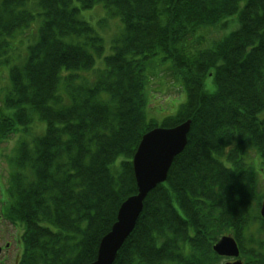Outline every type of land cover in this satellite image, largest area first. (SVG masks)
Wrapping results in <instances>:
<instances>
[{
    "label": "trees",
    "instance_id": "trees-1",
    "mask_svg": "<svg viewBox=\"0 0 264 264\" xmlns=\"http://www.w3.org/2000/svg\"><path fill=\"white\" fill-rule=\"evenodd\" d=\"M101 5L123 23L108 55L83 15ZM232 16L237 31L197 49L200 28ZM30 30L37 35L26 58L11 55L17 33ZM155 64L165 70L148 74ZM5 68L0 145L44 123L4 155L11 173L2 212L21 222L23 264L95 260L120 204L137 192L132 158L157 125L148 86L158 76L186 92L163 125L191 119L188 144L148 195L115 264L219 263L212 246L229 232L246 262L264 263V0H0Z\"/></svg>",
    "mask_w": 264,
    "mask_h": 264
},
{
    "label": "water",
    "instance_id": "water-1",
    "mask_svg": "<svg viewBox=\"0 0 264 264\" xmlns=\"http://www.w3.org/2000/svg\"><path fill=\"white\" fill-rule=\"evenodd\" d=\"M190 123L191 121H187L172 129H155L143 137L134 157L138 194L121 205L117 222L103 239L98 259L93 264H111L115 259L118 250L136 225L146 195L158 183L167 179L174 157L186 146ZM261 214L264 217V202ZM214 249L221 255H239L237 244L230 237H224Z\"/></svg>",
    "mask_w": 264,
    "mask_h": 264
},
{
    "label": "rangeland",
    "instance_id": "rangeland-1",
    "mask_svg": "<svg viewBox=\"0 0 264 264\" xmlns=\"http://www.w3.org/2000/svg\"><path fill=\"white\" fill-rule=\"evenodd\" d=\"M98 9H100L99 6H97L94 10L84 11L83 15L95 25L96 29L101 33V35L106 40L105 55H107L111 52L110 44L112 39L118 36L121 32L120 26L122 27V24L120 20L117 18H114L115 20H112L108 23L107 22L109 20L108 15L105 14V12H103L102 10H98ZM101 19L103 20V23H101ZM224 22L228 23V18L220 23H224ZM220 23L211 26L202 27L197 31L196 33L197 37L199 36L204 37V43L202 46H200V48L210 47L211 44L214 42L215 37L217 38L218 36L223 35L224 33H225L224 35H226V33L228 34L229 29L236 28L235 26L236 24H234L231 20L228 23V26L224 27L225 29H223V25ZM22 35L25 39L23 40L18 39L17 40L18 42H23V41L28 42L35 38V36L33 35H32L33 38L29 37L28 33H24ZM18 46H20L19 50L14 53V56L20 55L21 57L22 54L23 55L27 54L26 44H19ZM97 63H98L97 64L98 68L103 67V63L101 59H98ZM7 69L8 68H5L0 72V92H2V90L8 85V79L6 78ZM164 70H165L164 66H158V64H155L147 70V73L148 74L155 73L153 75H156L160 72H163ZM86 75L90 77L92 73L91 72L86 73ZM150 81H151V86L149 90L151 91L152 94V98H151L152 104H150L149 106L150 113L157 118H161L165 113L167 114L172 113V111L176 110L178 104L183 99V97L182 99H179L180 93L182 92V90H180V87L178 85H174L172 83V80L169 79V77H167L166 79L161 76L151 77ZM207 82H208L207 87L209 88L211 86V79L210 81L208 79ZM161 109L164 112H162ZM159 123H162V121L160 120ZM43 130H44V125L41 123L40 120H37L31 128L30 134L25 133L24 135V133L19 132L17 134L12 135L10 141H6L0 145V219H1V212L3 210L2 209L3 191L5 190L4 188H7L9 186V177L11 173L8 160L6 157H4V155L12 153L17 148L18 143L22 139V137L31 139L32 136H37L41 134ZM2 220L4 219L2 218ZM7 231H8V236L5 238V240L8 239L13 240L14 236H16L17 234L14 227L8 222L0 221V237L2 236V233ZM0 245H3L1 241H0Z\"/></svg>",
    "mask_w": 264,
    "mask_h": 264
},
{
    "label": "bare ground",
    "instance_id": "bare-ground-1",
    "mask_svg": "<svg viewBox=\"0 0 264 264\" xmlns=\"http://www.w3.org/2000/svg\"><path fill=\"white\" fill-rule=\"evenodd\" d=\"M2 218H3L4 220H2ZM0 221H5V222L10 223V224L14 227L15 231L17 232V235H23V229H22V226L19 225V224H21L20 221H18L19 224L13 223V222L10 220V218H9L5 213H3V212H1V219H0ZM107 235H108V232H107L106 234H104V235L101 236L100 243H99V246H98V249H97V255H96V258H95L94 261H92V262L89 263V264H93L94 262L97 261V259H98V254H99V251H100L101 243H102L103 239H104ZM7 236H8V231L2 233V236L0 237V241L2 242L3 245H0V250H1V249H6V244H7V245H11V244H13V242H14V240H15V236H14L13 240H11V239L5 240V238H6ZM17 244H18L19 246H21V249H24V244H23L21 241L18 242ZM118 253H119V252H117L116 257H115V259L112 261L111 264H115V262H116V260H117L116 258H117V256H118ZM17 262H18V264H23V257H22V256H19L18 259H17ZM0 264H14V260L9 259V258H4V257H1V256H0Z\"/></svg>",
    "mask_w": 264,
    "mask_h": 264
},
{
    "label": "flooded vegetation",
    "instance_id": "flooded-vegetation-1",
    "mask_svg": "<svg viewBox=\"0 0 264 264\" xmlns=\"http://www.w3.org/2000/svg\"><path fill=\"white\" fill-rule=\"evenodd\" d=\"M20 250H21V246L17 244V239L15 238L13 244L11 245L6 244V249L0 250V256L4 258L12 259L14 260V264H18L17 259L19 257Z\"/></svg>",
    "mask_w": 264,
    "mask_h": 264
}]
</instances>
